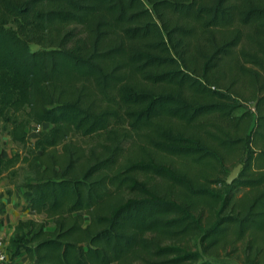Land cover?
I'll return each mask as SVG.
<instances>
[{
  "label": "trees",
  "instance_id": "1",
  "mask_svg": "<svg viewBox=\"0 0 264 264\" xmlns=\"http://www.w3.org/2000/svg\"><path fill=\"white\" fill-rule=\"evenodd\" d=\"M0 130L40 216L12 257L219 264L195 238L264 264V0H0Z\"/></svg>",
  "mask_w": 264,
  "mask_h": 264
},
{
  "label": "rangeland",
  "instance_id": "2",
  "mask_svg": "<svg viewBox=\"0 0 264 264\" xmlns=\"http://www.w3.org/2000/svg\"><path fill=\"white\" fill-rule=\"evenodd\" d=\"M29 49L34 50L37 49V46H35L34 44H29ZM244 96H247L248 93H243ZM241 106L238 107L234 112L233 115H239L241 114L243 111L248 110V111H252V104L251 102H241L240 104ZM45 127V125H44ZM47 127V126H46ZM33 131H29L27 133V138L30 140L31 137L33 136L32 134ZM35 132V131H34ZM31 141V140H30ZM0 148H2L3 150H5V155L6 157L9 156L11 153L17 151V152H22L26 149V147H22L20 144L17 143H9L7 142V136L0 130ZM19 168L21 167V165L18 166ZM234 167H238L239 171L241 169V161H238V158H234L233 160H231V162L225 164V168H224V176L222 177V183L223 184H228L225 182V178L227 177V175L230 173V171L234 168ZM19 170V169H18ZM239 171L237 173L236 178H238V174ZM24 174L26 175V173L22 170H20L18 172V174L12 178V180L9 182L5 177V180L7 181V183L18 187L21 178L24 176ZM219 177V176H218ZM217 177V178H218ZM235 178V179H236ZM215 179V178H212ZM222 183H216V184H211L212 186L222 189ZM242 193L241 190H239L236 195L240 196ZM218 208V207H217ZM216 208V209H217ZM220 213H224L226 212V210H224L223 208H219ZM207 211L204 210V212H202V218L204 216V218L207 217ZM28 218H33L35 220H39L40 216H36L34 213H31L29 215H27ZM203 218V219H204ZM205 220H203L204 222ZM46 230H51L52 229V224L50 222V220H47V225L45 227ZM20 232H15L13 231L12 233H10V235L5 239V247L7 252L10 254L9 256H11V253L14 251V249L16 248L18 242L15 241V239L20 235ZM2 240V237L0 238ZM14 240V241H13ZM3 241V240H2ZM4 242V241H3ZM178 246L184 247L185 249L191 250V251H197L198 253H200V258L201 260H206V261H210V262H214V263H219V264H242L239 262V260L236 259V254L231 255V246L227 245L224 248H220L217 251H215L212 254H208L205 253L203 251H201L200 245L197 242V239L195 238H190L187 240H181L178 241L177 243ZM12 257V256H11ZM11 259L9 258V261Z\"/></svg>",
  "mask_w": 264,
  "mask_h": 264
},
{
  "label": "crops",
  "instance_id": "3",
  "mask_svg": "<svg viewBox=\"0 0 264 264\" xmlns=\"http://www.w3.org/2000/svg\"><path fill=\"white\" fill-rule=\"evenodd\" d=\"M45 125V127H44ZM48 125L41 123L37 129H46ZM33 136L31 141L36 137L35 132H32ZM7 142L12 143L7 137ZM0 156L6 157L5 150L0 148ZM31 212L22 197V189L15 187L5 180L0 178V238L5 242V239L14 231V226L18 220L27 219ZM30 218V217H29ZM8 264H32L24 253H20L11 257Z\"/></svg>",
  "mask_w": 264,
  "mask_h": 264
},
{
  "label": "built area",
  "instance_id": "4",
  "mask_svg": "<svg viewBox=\"0 0 264 264\" xmlns=\"http://www.w3.org/2000/svg\"><path fill=\"white\" fill-rule=\"evenodd\" d=\"M9 254L6 250L4 242L0 239V264L9 263Z\"/></svg>",
  "mask_w": 264,
  "mask_h": 264
},
{
  "label": "water",
  "instance_id": "5",
  "mask_svg": "<svg viewBox=\"0 0 264 264\" xmlns=\"http://www.w3.org/2000/svg\"><path fill=\"white\" fill-rule=\"evenodd\" d=\"M239 171L238 167H234L230 173L227 175V177L225 178V182L226 183H231L237 176V173Z\"/></svg>",
  "mask_w": 264,
  "mask_h": 264
}]
</instances>
